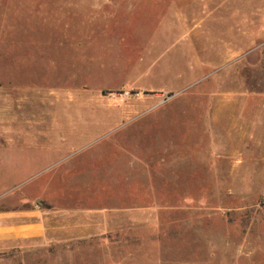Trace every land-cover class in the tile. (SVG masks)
Listing matches in <instances>:
<instances>
[{
	"label": "rangeland",
	"instance_id": "374dc122",
	"mask_svg": "<svg viewBox=\"0 0 264 264\" xmlns=\"http://www.w3.org/2000/svg\"><path fill=\"white\" fill-rule=\"evenodd\" d=\"M0 264H264V0H0Z\"/></svg>",
	"mask_w": 264,
	"mask_h": 264
}]
</instances>
